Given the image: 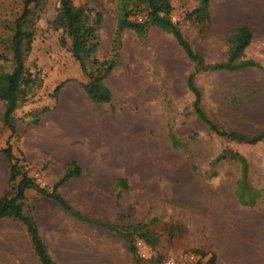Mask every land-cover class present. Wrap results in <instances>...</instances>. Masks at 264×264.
<instances>
[{
	"label": "rangeland",
	"instance_id": "rangeland-1",
	"mask_svg": "<svg viewBox=\"0 0 264 264\" xmlns=\"http://www.w3.org/2000/svg\"><path fill=\"white\" fill-rule=\"evenodd\" d=\"M69 1L99 11L94 57L118 63L97 83L87 81L61 34L57 1L45 0L23 63L27 75L20 83L27 95L12 115V153L35 184L46 188L64 163L76 161L79 176L57 188L64 200L84 217L118 226L144 224L153 242L137 244L134 256L121 239L77 222L51 199L27 190L22 210L33 218L48 255L55 264H191L190 255L206 264L211 253L215 264H264V139L253 146L236 144L206 130L192 113L193 93L186 86L193 65L168 33L149 26L142 37L127 28L115 35L117 16L143 20L144 0ZM170 2V20L205 64L224 59L228 34L242 20L251 34L242 60L264 64V0H209L203 26L187 18L198 0ZM19 10L17 0H0V52L4 20ZM245 12L246 18H236ZM4 53L0 114L9 70ZM191 87L218 127L245 135L264 129V80L258 68L202 70ZM33 115L37 121L31 125ZM167 130L181 139V148L170 146ZM7 133L0 123V148ZM224 148L247 162V182L260 191L251 208L234 196L236 163L220 161L209 175L212 158ZM7 167L0 152V196ZM118 177L124 188L116 185ZM168 226L174 233L168 234ZM0 264H37L22 226L8 219L0 220Z\"/></svg>",
	"mask_w": 264,
	"mask_h": 264
},
{
	"label": "trees",
	"instance_id": "trees-1",
	"mask_svg": "<svg viewBox=\"0 0 264 264\" xmlns=\"http://www.w3.org/2000/svg\"><path fill=\"white\" fill-rule=\"evenodd\" d=\"M20 10L10 19H5L3 27L6 32L5 40L2 43L0 57L7 59L5 53H8L9 70L5 76V95L3 97V109L0 114V123L8 131L4 140V146L0 148L1 154L8 163L6 171V188L0 196V220L8 219L19 223L27 238L28 244L32 249L37 264H55L53 259L47 253L45 245L42 244L37 233L33 218L24 214L22 210L24 192L33 191L42 197L49 198L55 202L64 212L76 219L77 222L93 225L103 228L109 234L121 239L127 248V251L134 256L137 254V244L152 245L153 236L146 229L144 224L134 223L132 225H116L114 223L97 220L94 218L82 216L76 209L72 208L57 192V188L68 178H77L80 174V167L77 162L70 160L64 163V168L56 180L46 187H40L29 177L25 171V164L16 157L11 150L9 142L14 134V119L12 117L14 110L22 103L27 95V90L21 85L20 80L23 75H27L23 65L26 55L30 50L33 40V25L42 11L45 0H17ZM56 16L59 21L60 31L63 37L68 39V50L70 55L77 62L79 73L87 80L98 82L104 78L108 72L117 65L114 58L97 60L94 55L98 48V37L96 31L100 23L99 11L92 13L85 6L73 4L69 0H56ZM147 13L140 22L131 21L126 15L115 18V35L123 29H130L135 36L142 37L149 26L156 27L161 31L168 33L173 37L175 43L182 50L185 58L192 63L191 72L186 78V86L193 93L191 102L192 113L197 120L204 125L207 131L217 137L233 141L236 144L253 146L255 143L264 139V129L255 134L245 135L233 130L222 129L218 127L209 118L199 105V95L191 87L193 77L203 71L207 72H230L240 69L258 68L261 71L264 80V64L260 65L252 60H242L244 50L251 41V34L243 24L237 25L228 34L226 39L227 49L223 60L205 64L203 58L196 54L183 39L177 25L169 18L172 9L170 0H144ZM209 0H198L197 6L188 15V20L195 24L208 23L210 15ZM62 44L63 42L62 38ZM60 83L54 86L53 94L59 91ZM107 99V98H106ZM37 121L36 115L32 116L30 124L34 125ZM166 139L172 148L182 147L181 139L177 138L171 131L167 130ZM232 160L238 166L237 177L234 181V196L240 206L251 208L256 204L260 196V191L253 188L247 182L248 165L243 156L230 149H222L211 160L212 170L209 175L214 174V166L220 161ZM116 185L124 188V180L120 177L115 179ZM170 231V232H168ZM172 226L167 227L168 234L174 233ZM189 262L191 264H200L192 255ZM189 256V257H190ZM188 257V259H189ZM206 264H215L214 254H209L205 261Z\"/></svg>",
	"mask_w": 264,
	"mask_h": 264
},
{
	"label": "crops",
	"instance_id": "crops-1",
	"mask_svg": "<svg viewBox=\"0 0 264 264\" xmlns=\"http://www.w3.org/2000/svg\"><path fill=\"white\" fill-rule=\"evenodd\" d=\"M251 12H253L252 10H251ZM246 12L245 13H243L241 16L239 15V17L237 16L236 18H241V20L243 19V18H246ZM252 15L250 14V17H251ZM246 23V21H244V20H242L241 21V23L240 24H243V25H245L246 27H247V24H245ZM239 25V24H238Z\"/></svg>",
	"mask_w": 264,
	"mask_h": 264
},
{
	"label": "built area",
	"instance_id": "built-area-1",
	"mask_svg": "<svg viewBox=\"0 0 264 264\" xmlns=\"http://www.w3.org/2000/svg\"><path fill=\"white\" fill-rule=\"evenodd\" d=\"M176 1H183V0H176ZM139 245V244H138ZM192 259V257L190 256L189 257V260H191ZM165 264H173L172 263V261L171 260H167L166 262H165Z\"/></svg>",
	"mask_w": 264,
	"mask_h": 264
}]
</instances>
